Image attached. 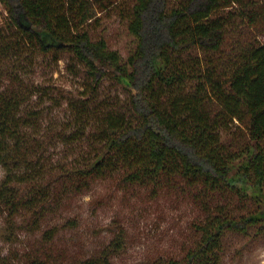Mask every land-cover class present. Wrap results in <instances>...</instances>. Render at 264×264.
Listing matches in <instances>:
<instances>
[{
	"label": "trees",
	"instance_id": "trees-1",
	"mask_svg": "<svg viewBox=\"0 0 264 264\" xmlns=\"http://www.w3.org/2000/svg\"><path fill=\"white\" fill-rule=\"evenodd\" d=\"M88 2L0 0L15 37H0V56L5 49L55 51V61L67 55L83 63L90 85L111 78L127 95L126 111L96 129L93 156L36 183L20 128L28 124L22 101L0 89L4 210L24 212L20 227L32 232L59 204L63 185L79 191L91 178L119 172L129 185L184 182L235 202L210 209L183 256L167 264H219L231 238L264 239V0H134L127 21L134 48L126 60L80 26ZM55 232L46 230L44 240ZM122 240L116 236L80 264H110ZM21 264L50 263L27 254Z\"/></svg>",
	"mask_w": 264,
	"mask_h": 264
},
{
	"label": "rangeland",
	"instance_id": "rangeland-1",
	"mask_svg": "<svg viewBox=\"0 0 264 264\" xmlns=\"http://www.w3.org/2000/svg\"><path fill=\"white\" fill-rule=\"evenodd\" d=\"M112 3L100 10L99 4ZM134 0H90L87 20L80 25L92 40L104 39L107 47L123 60L134 48L127 21ZM7 14L0 3V29L7 40ZM15 38V37H14ZM54 53L40 54L21 49L4 50L0 56V89L17 95L27 125L31 175L42 183L61 169L80 167L96 152V129L110 114L125 110L126 92L111 78L90 85L87 67L70 56L54 60ZM187 59V57H183ZM237 122L230 124L234 131ZM81 164V165H80ZM5 170L0 165V185ZM70 184V183H69ZM63 185L60 202L30 232L20 227V212L9 216L0 204V264H21L27 254L38 255L50 264H80L97 255L116 236L122 249L110 264H167L180 258L196 238L195 224L214 207L236 205L227 194H200V187L184 182L160 186L126 184L119 172L89 179L75 191ZM55 227L50 241L44 232ZM219 264H264V239L231 238Z\"/></svg>",
	"mask_w": 264,
	"mask_h": 264
}]
</instances>
